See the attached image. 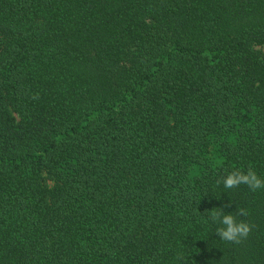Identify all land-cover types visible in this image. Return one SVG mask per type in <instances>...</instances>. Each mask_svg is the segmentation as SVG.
<instances>
[{"label":"trees","instance_id":"obj_1","mask_svg":"<svg viewBox=\"0 0 264 264\" xmlns=\"http://www.w3.org/2000/svg\"><path fill=\"white\" fill-rule=\"evenodd\" d=\"M249 168L264 0H0V264H264Z\"/></svg>","mask_w":264,"mask_h":264},{"label":"clouds","instance_id":"obj_2","mask_svg":"<svg viewBox=\"0 0 264 264\" xmlns=\"http://www.w3.org/2000/svg\"><path fill=\"white\" fill-rule=\"evenodd\" d=\"M223 183L225 188H237L240 185H246L251 191L255 192L258 189L264 188V179H262L252 168L247 172L240 169H234L227 172L224 177L217 180V185ZM219 199V198H218ZM199 202H197V205ZM231 207V203L214 207L210 212L212 222L219 224L216 229V234L221 240L234 244H241L250 235L253 225L246 220H237V216L247 217L249 212L247 209L238 207L235 215L233 213L225 214L224 208ZM179 259V257H178Z\"/></svg>","mask_w":264,"mask_h":264}]
</instances>
